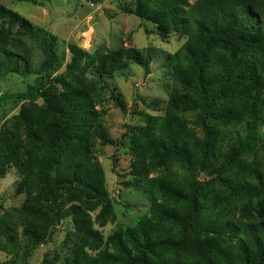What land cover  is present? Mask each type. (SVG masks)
I'll return each mask as SVG.
<instances>
[{"label": "trees", "instance_id": "1", "mask_svg": "<svg viewBox=\"0 0 264 264\" xmlns=\"http://www.w3.org/2000/svg\"><path fill=\"white\" fill-rule=\"evenodd\" d=\"M154 3L138 0L127 9L187 41L167 55L173 86L165 115L131 131L143 142L132 147L126 185L150 208L105 242L94 225L105 227L114 207L94 146H123L126 136L111 135L82 76L104 81L133 65L148 71L151 55L124 46L90 55L71 46L73 61L55 78L63 89L57 92L47 84L58 63L57 37L0 2V81L11 74L41 78L1 99L28 105L0 131V178L16 168L17 192L26 197V223L0 206V252L30 257L69 220L78 243L91 239L95 251L105 244L96 256L76 254L64 264H264V170L247 158L264 149V0ZM21 37L44 51L38 69ZM144 146L149 159L139 152ZM98 208L94 222L89 212Z\"/></svg>", "mask_w": 264, "mask_h": 264}, {"label": "rangeland", "instance_id": "2", "mask_svg": "<svg viewBox=\"0 0 264 264\" xmlns=\"http://www.w3.org/2000/svg\"><path fill=\"white\" fill-rule=\"evenodd\" d=\"M32 1L0 0L1 4L57 37L58 63L50 73L47 83L57 92H62L63 89L61 84L55 82V78L65 75L73 61L71 46H76L90 55L120 46L133 47L143 51L144 55H151L152 58L148 71L133 65L124 75L114 74L104 81L94 79L91 73L86 72L84 77L80 75L93 94L98 95L100 103L96 109L103 112L102 121L111 135L114 138L126 136L123 138V146L104 147L98 143L94 146L95 155L105 171L107 189L114 207L113 219L105 227L100 228L97 223L94 225L95 229L105 236L106 242L108 236L119 228L133 226L150 208L147 197L126 185L132 172V147L135 142L140 145L143 142V136L131 131L148 128L150 118L165 115L173 86L167 55H173L181 49L187 37L130 13L127 8H135L138 0H36L37 4ZM143 1L153 2L155 6L156 0ZM17 37L20 38L19 35ZM21 39L33 68L38 69L46 59L44 51L36 40L28 37ZM80 62L77 61L78 65ZM39 80L41 78L35 74L28 77L11 74L0 81V131L28 105V101L5 99L2 102L1 99L4 96L26 92L30 85H35ZM71 82H76V79L72 78ZM112 94L124 101L125 109L118 107L112 99ZM37 103L42 104V99L38 98ZM141 151L149 159L147 147L144 146L139 150ZM247 158L248 162H255L264 170V149ZM161 171L162 169L155 173L151 171V176L155 177ZM4 176L0 178V206L18 223H26L25 217L20 213L26 197L17 192L21 182L20 176L13 166L8 167ZM99 212L100 208L89 212L94 222ZM73 231L69 220L62 221L53 239L34 250L30 257L23 256L22 251L18 256L0 252V261L2 264H41L44 258H48L54 264H64L73 255L96 256L102 250L105 242L100 250L95 251L91 245L94 241L88 239L78 243L79 236L72 234Z\"/></svg>", "mask_w": 264, "mask_h": 264}]
</instances>
